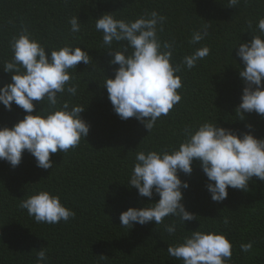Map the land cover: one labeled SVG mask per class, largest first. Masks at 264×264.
<instances>
[{"label": "trees", "instance_id": "obj_1", "mask_svg": "<svg viewBox=\"0 0 264 264\" xmlns=\"http://www.w3.org/2000/svg\"><path fill=\"white\" fill-rule=\"evenodd\" d=\"M153 10L166 17L158 37L161 43L174 41V65L204 45L210 52L194 68L182 66L176 74L182 83L177 90L180 102L148 131L135 117L122 120L113 111L103 82L104 77H114L119 65L109 63L112 55L94 20L111 13L116 19L134 21ZM72 16L82 24L78 33L70 32ZM262 17L264 0H241L235 7H229L228 0H0V86L11 82L3 64L11 60V39L22 28L46 50L68 44L90 56L89 65L80 62L69 70L76 95L58 94L61 104L84 106L79 115L90 126L88 135L66 153L51 154L49 169L37 167L26 150L15 168L0 160V264H37L41 247L47 249L44 264H182L168 254L167 247L198 228L226 236L232 244L227 264H264V182L256 177L248 191L229 187L227 198L214 202L206 189L207 177L194 160L190 175H178L189 185L181 189V202L197 219L183 226L177 217L169 216L163 224L134 223L131 228L119 220L129 207L142 208L159 200L155 192L149 199L127 184L137 152L170 151L185 139L186 129L203 122L264 138V118L254 111L244 113L243 120L236 115L244 83L239 76L243 63L233 48L250 40L251 34H260L257 23ZM204 25L208 36L190 44L192 32ZM33 103V115L47 107V101ZM25 115L15 103L11 110L0 104V127L11 128ZM40 190L59 196L75 216L56 224L36 222L19 204ZM173 221L176 232L170 235L165 225ZM249 241L251 252H242L240 244Z\"/></svg>", "mask_w": 264, "mask_h": 264}, {"label": "clouds", "instance_id": "obj_2", "mask_svg": "<svg viewBox=\"0 0 264 264\" xmlns=\"http://www.w3.org/2000/svg\"><path fill=\"white\" fill-rule=\"evenodd\" d=\"M240 3L241 0H228L229 7ZM94 21L95 29L102 33L103 45L112 55L109 63L119 65L114 77H104L103 82L113 111L122 120L135 117L150 131L158 118L166 116L181 100L177 90L182 83L176 74L182 66L189 70L194 68L209 55V47L197 48L183 57L182 64L174 65L171 62L174 41L161 43L158 37V27L163 31L166 17L155 10L145 12L134 21L116 19L111 13H103ZM68 23L71 33L81 31L77 16L70 17ZM207 27L193 31L189 43L197 45L203 41L208 36ZM248 28L252 29L251 21ZM257 28L260 34H251L250 40L233 47L237 48L236 55L243 63L239 76L244 87L241 102L235 109L240 120L244 119V113L253 111L264 118V17L258 19ZM10 48L12 58L4 62L3 70L11 73V82L0 86V104L11 110L15 103L26 115L11 128L0 127V160L15 168L26 150L35 158L37 167L52 168L51 154L66 153L88 135L90 126L79 115L84 106H70L68 101L61 104L58 94L76 95L77 85L70 83L73 77L69 70L80 62L89 65L90 56L81 47L68 44L46 50L27 28L12 37ZM33 101H47V107L33 115ZM246 127L250 129L251 125ZM194 160L207 177L206 189L214 202L224 201L229 187L248 191L253 177L264 182V138L257 139L250 131L237 133L215 122H203L194 129H186L185 139L170 151L136 153L127 184L137 189L139 196L151 199L155 192L159 200L121 212V225L131 228L134 223L163 224L166 217L172 216L184 226L185 221L197 219L181 202V189L189 185L178 175L180 172L190 175ZM19 207L26 209L38 223L67 222L75 216L61 203L59 196L44 190L22 199ZM224 222L227 224V219ZM165 230L174 234L175 221L165 225ZM186 232L189 234L180 242L167 247L168 254L182 260V264H227L231 259L232 244L223 233L199 228ZM252 248L251 241L240 244L244 253L251 252ZM46 251L41 247L36 252L37 264L47 260Z\"/></svg>", "mask_w": 264, "mask_h": 264}]
</instances>
